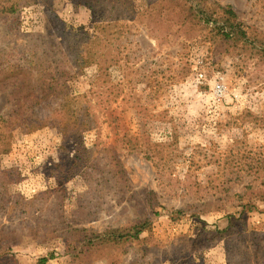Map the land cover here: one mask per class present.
<instances>
[{
  "label": "rangeland",
  "instance_id": "1",
  "mask_svg": "<svg viewBox=\"0 0 264 264\" xmlns=\"http://www.w3.org/2000/svg\"><path fill=\"white\" fill-rule=\"evenodd\" d=\"M263 197L264 0H0V264H264Z\"/></svg>",
  "mask_w": 264,
  "mask_h": 264
},
{
  "label": "trees",
  "instance_id": "2",
  "mask_svg": "<svg viewBox=\"0 0 264 264\" xmlns=\"http://www.w3.org/2000/svg\"><path fill=\"white\" fill-rule=\"evenodd\" d=\"M14 9H12L10 11V13H13ZM225 14L231 17H235V13L233 11H231V9H226L225 10ZM93 26V23H92ZM224 27V26H223ZM228 27H233L231 29V31H225L226 28L224 27L221 31L222 35L224 36L225 39H229L231 38L232 35H235L236 38L241 39L243 38V36L246 35V33L244 32V30H242V28L240 27V25H236V24H231ZM92 28V27H91ZM102 41V39L100 38L99 35H88L85 39V41L83 42V44L81 45V48L84 49L83 52H80V54L75 58V62L77 67L79 68V70L83 69L84 66L88 67L91 64H96L97 62H99V55H98V51L96 50V46L97 44H100ZM67 76V73H64ZM43 78H45L46 80L49 81V79H51V81L53 82L54 79L51 77H46L43 76ZM72 95V93H71ZM73 96V95H72ZM66 99H71L70 97V93H67L65 95ZM38 102L42 101L41 99L37 100ZM66 106H69V103L66 104ZM66 116V111H63V109L60 108V105L58 107V105L51 111V116H50V120L51 119H55V120H62L59 123H57L58 125H63L61 123H63V120L65 119ZM60 117V118H57ZM56 124V123H55ZM55 124H53V121H47V123H40L38 125V123H29L28 125V130L32 131L35 130L38 126L39 128H41L42 126H51L53 127ZM75 133L77 132H81V129L84 126V123H77L75 125ZM161 172V171H159ZM264 198V197H263ZM149 221L145 220L143 222L138 223L137 225H135L134 227H132L130 230V233L127 235H119L117 233H110V234H104L106 236V241H120L125 237H131L133 239H138L139 236L148 228L149 226ZM92 241H89V243H91ZM50 258H42L39 260V264H47V262L49 261Z\"/></svg>",
  "mask_w": 264,
  "mask_h": 264
},
{
  "label": "built area",
  "instance_id": "3",
  "mask_svg": "<svg viewBox=\"0 0 264 264\" xmlns=\"http://www.w3.org/2000/svg\"><path fill=\"white\" fill-rule=\"evenodd\" d=\"M222 86L221 85H217V87H216V91H217V93H221L222 92Z\"/></svg>",
  "mask_w": 264,
  "mask_h": 264
}]
</instances>
